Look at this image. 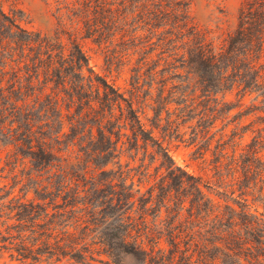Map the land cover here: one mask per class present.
Instances as JSON below:
<instances>
[{
    "label": "trees",
    "instance_id": "1",
    "mask_svg": "<svg viewBox=\"0 0 264 264\" xmlns=\"http://www.w3.org/2000/svg\"><path fill=\"white\" fill-rule=\"evenodd\" d=\"M55 3L53 37L26 31L0 7V147L10 148L6 166L21 167L35 186L47 183L34 191L42 203L11 199L0 208V254L33 264H87L94 254L115 264L123 257L138 264H264V220L245 204L251 197L264 207V0H242L234 29L218 45L193 22L191 0ZM78 30L97 42L118 36L130 44L138 59L128 98L88 67L77 44L64 53L60 35ZM233 92L237 102H226ZM144 109L153 113L150 130L140 118ZM249 117L255 119L236 124L224 140L228 125ZM195 118L193 131L204 137L217 118H232L211 164L217 184L238 193V209L213 202L203 191L210 186L177 166L163 145L178 120ZM247 132L253 136L237 152ZM140 152L141 176L146 157L162 171L143 194L121 168H110L123 154L135 160Z\"/></svg>",
    "mask_w": 264,
    "mask_h": 264
},
{
    "label": "rangeland",
    "instance_id": "2",
    "mask_svg": "<svg viewBox=\"0 0 264 264\" xmlns=\"http://www.w3.org/2000/svg\"><path fill=\"white\" fill-rule=\"evenodd\" d=\"M242 0H191L190 3V15L193 18V22L197 27L208 34L216 45L221 44L232 32L236 24L237 12ZM0 7L4 14L11 16L16 14L20 19L19 25L21 28L28 32L39 34L41 37H53L57 32V20L55 18L56 3L55 0H0ZM138 36H144V32H139ZM119 37L116 36L112 40L107 42H97L94 38H85L81 30H78L76 34L67 36L60 35V45L65 54L69 52L72 44H77L81 51L84 53L88 60V67L98 76L106 79L107 82L114 85L121 93H124L125 97L128 98L133 91L134 85V70L136 68V61L138 56L133 54L132 47L130 44H121ZM127 43V42H126ZM136 43V42H135ZM181 73V72H179ZM182 74V73H181ZM143 82L140 81L139 85ZM147 90V86L141 88V92ZM151 99H155L157 94V85L153 86ZM239 98L236 93L227 94L225 101L228 103L235 104ZM251 97H246L242 100L243 106L250 104ZM148 104L153 105L152 101H148ZM173 106L169 107V111L172 112ZM143 109H141L142 112ZM144 114H140L142 122L145 124L147 129H151L150 123L147 118L153 117V113L149 109H144ZM237 110L230 113V117L234 115ZM167 115L165 111L161 113V126H164ZM172 116L170 120H174ZM255 118H242L240 121L231 123L228 125L222 133L224 124L232 120V118H217L214 127L204 137V133H199V129L194 130L196 121L198 118L192 119L186 123L178 120L176 123H181L177 132L173 130L170 136L164 138L163 145L169 149L174 163L187 171L188 173L200 177L202 184H208L209 189L203 187V191L209 198L220 206L230 205L238 209V205L233 201L237 200L238 193L233 196L230 195V189L224 188L217 184L216 177L213 175V165L211 161L213 159L212 152L215 150L217 141L221 136V133L225 136L224 140L230 134L231 130L237 126H247ZM239 122V123H238ZM196 129V128H195ZM192 133H197V136ZM154 136L160 140L163 134L159 130H153ZM214 135L210 141V148L203 157L200 158L199 148L204 146V142L207 138ZM252 133L247 132L244 134L241 145L238 147L242 148L244 145L250 142ZM204 148V147H203ZM10 148L0 147V208L8 205L11 199H21V201H35L36 203H42L38 197L34 194L35 190H40L47 186V183L43 181L35 186L29 183L25 179V172H22V168L17 166L14 169L11 166H6L7 154ZM226 152L230 154L231 148L228 147ZM264 155V151L262 152ZM143 158V153L140 152L135 160H132L129 154H123L120 158L118 165H111L114 171L121 168L123 177H127V184L133 182L134 189H140V193L143 194L146 190L153 185L160 177L162 171L156 172V168L159 166V162H150L149 158L146 157L144 166L148 167L147 175L141 176L138 167L141 165L140 159ZM120 165V166H119ZM146 167V168H147ZM144 169V168H143ZM42 179H40L41 181ZM38 181V182H40ZM42 184V188L40 187ZM27 186V187H26ZM11 191L10 196L5 197L6 194ZM44 190L43 192H45ZM49 191V189L47 190ZM27 192V193H26ZM41 192V193H43ZM246 204V210L252 214L258 215L264 220V207L258 202H253L252 198L249 197ZM164 218L162 214L160 220ZM159 220V221H160ZM162 247L167 249L168 247L162 243ZM95 262L89 261L87 264H115L111 262L105 256H98L94 254ZM196 259V257H195ZM193 259L192 261H195ZM102 260V263L98 261ZM0 264H33L30 262H19L15 259H10L8 253L0 254ZM35 264H77L73 261L62 260L55 262L50 260L47 262H40ZM121 264H138L135 260L129 257H123ZM195 264V263H193Z\"/></svg>",
    "mask_w": 264,
    "mask_h": 264
}]
</instances>
